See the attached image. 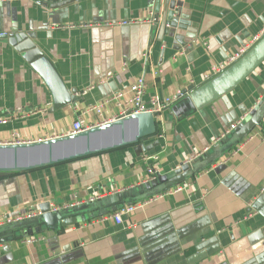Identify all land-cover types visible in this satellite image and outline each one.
Returning <instances> with one entry per match:
<instances>
[{
  "label": "crops",
  "instance_id": "crops-1",
  "mask_svg": "<svg viewBox=\"0 0 264 264\" xmlns=\"http://www.w3.org/2000/svg\"><path fill=\"white\" fill-rule=\"evenodd\" d=\"M56 1H0V119L18 117L0 125V144L66 136L87 107L142 76L146 100L193 90L164 112L154 140L0 178V212L96 198L60 213L86 218L78 225L38 222L0 232L13 233L0 245V264H264V0H76L54 9ZM151 10L155 24L104 26L146 20ZM14 33H26L78 91L76 105L53 111L43 78L1 37ZM257 37L235 66L205 81L212 66ZM155 69L163 74L155 77ZM244 116L241 131L218 143ZM195 159L200 170L193 168L183 191L138 207L122 225L110 218L119 194L142 190L123 207L171 191L179 185L147 190L144 182Z\"/></svg>",
  "mask_w": 264,
  "mask_h": 264
},
{
  "label": "water",
  "instance_id": "water-1",
  "mask_svg": "<svg viewBox=\"0 0 264 264\" xmlns=\"http://www.w3.org/2000/svg\"><path fill=\"white\" fill-rule=\"evenodd\" d=\"M76 0L56 1L52 8L67 7ZM174 13V12H173ZM3 39L8 41L29 64L37 71L49 87L53 97V111L64 109L67 106L76 105L79 102L78 91L69 89L60 76L53 62L42 52L41 49L26 33L2 34ZM238 62L235 63V65ZM233 65V66H235ZM232 67V66H231ZM230 67V68H231ZM228 68V70L230 69ZM193 87L184 91L187 95ZM260 103L252 112V123L260 121L258 111L262 107ZM251 127L244 130L247 132ZM240 128L236 130L237 134ZM159 133V126L155 115L143 113L119 119L113 123L94 127L74 135H66L48 140L23 144H0V173H22L38 169L52 167L67 163L69 161L83 159L94 155L118 150L131 145L139 144L141 141L154 140ZM207 155V154H206ZM203 156L199 157L201 160ZM199 159L180 164L172 175L157 174V179L145 185V189L151 190L167 182L181 185L189 176L200 168L196 166ZM142 190H132L117 196L113 201L109 212H116L126 200L135 198ZM141 201L142 199H138ZM136 203H133L134 205ZM51 204L44 203L39 210L44 213L43 224L54 227L58 224L62 228H68L80 223L82 216L62 218L59 214H51ZM38 219V218H37ZM82 220L86 218H81ZM20 227H27L25 224ZM19 228V227H18ZM24 235V233H23ZM13 233L0 235V245Z\"/></svg>",
  "mask_w": 264,
  "mask_h": 264
},
{
  "label": "built area",
  "instance_id": "built-area-1",
  "mask_svg": "<svg viewBox=\"0 0 264 264\" xmlns=\"http://www.w3.org/2000/svg\"><path fill=\"white\" fill-rule=\"evenodd\" d=\"M0 1H9L12 3L19 2L21 0H0ZM54 1V0H50ZM158 21V18L156 17V13L154 10H151L149 13V18L146 20H125L120 22H108L105 23L104 26L106 27H115V26H132L142 23H148V24H155ZM101 24H86L85 27H100ZM264 34V32H263ZM260 37L255 38L249 44L245 45L240 49L239 52L232 55L227 62L212 66L204 75L205 81L211 80L213 77L219 75L220 73L224 72L231 66H233L236 62H238L247 52L248 50L255 45V43L259 40ZM208 44L205 43V46ZM207 49H209L207 47ZM149 58L148 54H143V59L147 60ZM152 73L155 77L160 76L163 74L161 70H152ZM146 90H147V82L144 76L139 77L136 79V81L126 90L121 91L118 93H115L109 97H106L102 101L91 105L85 109L84 112H82L81 115H77L76 118L73 121L72 128L69 134L67 135H74L81 133L85 130L102 126L104 124L113 123L119 119L127 118L132 115L136 114H143V113H151L155 115L156 121L159 126V131L163 129L164 121H163V114L164 112L171 107V105L177 101L178 99L185 96L183 91L177 92V94L173 97H166V98H160V97H150L146 100ZM83 94H86V92H83ZM45 110H40V112H44ZM88 116H96V119H93V122L90 124H87L84 120L85 117ZM18 117L12 118V119H0V125H6L12 121H15ZM247 116H244L237 122L231 124L219 137L218 143L225 140L228 136H230L232 133H234L238 127L243 124L246 120ZM16 136V134L14 135ZM52 139V138H51ZM48 140V139H47ZM43 141V140H39ZM37 141V142H39ZM5 144H23L20 142L17 143H5ZM208 150H205L204 153H207ZM204 155V154H202ZM201 155V156H202ZM199 156V157H201ZM150 160H159L157 156L150 158ZM228 160V159H227ZM227 160L224 161V163L227 162ZM223 163V162H222ZM157 179L156 172L153 174V178L150 180L145 181V185L149 184L153 180ZM184 190V187L182 185H179L175 189L171 191H166L165 193L158 194L149 200H146L142 202L141 204H134V205H125L121 208H119L116 212L112 213L110 218L114 220L118 225L123 224V219L125 216L133 215L136 209L140 206L148 205L151 202L157 201L158 199H161L167 195H170L171 193H178ZM96 201V198L92 197L88 200L78 201L73 204H68L64 206H55L51 205V214H59L61 212L75 209L76 207L80 208L83 205L87 203H93ZM255 213L250 212L244 220H248L254 216ZM44 213H42L39 209L36 211H26V212H18V213H5L0 212V228L7 227L8 225H20L25 224L28 221L37 219V218H43ZM42 237L30 239L29 243H34L37 241L42 240Z\"/></svg>",
  "mask_w": 264,
  "mask_h": 264
},
{
  "label": "rangeland",
  "instance_id": "rangeland-1",
  "mask_svg": "<svg viewBox=\"0 0 264 264\" xmlns=\"http://www.w3.org/2000/svg\"><path fill=\"white\" fill-rule=\"evenodd\" d=\"M170 182V181H169ZM167 182V183H169ZM60 215V214H59ZM62 215V213H61ZM38 222H43V218H38V219H34V220H31V221H28L25 223L26 226H29V225H33V224H36ZM21 226V225H20ZM18 225H8L7 227H4V228H0V232L2 231H5V230H9V229H15L17 228ZM32 228V227H31Z\"/></svg>",
  "mask_w": 264,
  "mask_h": 264
},
{
  "label": "trees",
  "instance_id": "trees-1",
  "mask_svg": "<svg viewBox=\"0 0 264 264\" xmlns=\"http://www.w3.org/2000/svg\"><path fill=\"white\" fill-rule=\"evenodd\" d=\"M146 141V140H145ZM143 141H141L139 144H141ZM135 145H137V144H135ZM135 145H131V146H135ZM131 146H128V147H131ZM124 148H126V147H124ZM122 149V148H121ZM99 155V154H98ZM94 156H96V155H94ZM79 160V159H78ZM73 161H76V160H73ZM73 161H69V162H73ZM69 162H67V163H69ZM63 164H65V163H63ZM61 165V164H60ZM22 173H24V172H22ZM17 174H21V173H0V178H4V177H7V176H11V175H17Z\"/></svg>",
  "mask_w": 264,
  "mask_h": 264
}]
</instances>
